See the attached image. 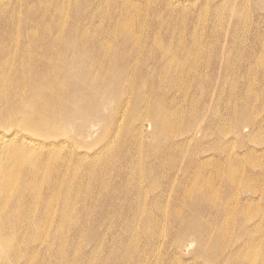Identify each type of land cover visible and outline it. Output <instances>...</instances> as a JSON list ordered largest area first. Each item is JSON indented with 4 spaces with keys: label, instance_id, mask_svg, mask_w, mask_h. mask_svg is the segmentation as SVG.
I'll return each mask as SVG.
<instances>
[{
    "label": "rangeland",
    "instance_id": "1",
    "mask_svg": "<svg viewBox=\"0 0 264 264\" xmlns=\"http://www.w3.org/2000/svg\"><path fill=\"white\" fill-rule=\"evenodd\" d=\"M45 1L74 23L73 0ZM39 3L0 0L14 27L35 31ZM84 14L82 27L116 30L139 46L125 53L121 78L102 90L96 80L103 95L80 94L83 106L100 101L85 122L76 101L60 110L56 99H29L21 87L37 78L26 76L15 125H0V168L8 137L54 140L37 147L38 187L44 197L51 165L61 190L72 181L73 197L61 222L59 200L44 206L29 188L16 191L33 180L23 162L13 191L0 177V264H264V0H90ZM168 38L184 69L158 58ZM22 42L32 45L20 37L14 46ZM21 57L34 58L24 48ZM32 105L45 109L27 115Z\"/></svg>",
    "mask_w": 264,
    "mask_h": 264
},
{
    "label": "bare ground",
    "instance_id": "2",
    "mask_svg": "<svg viewBox=\"0 0 264 264\" xmlns=\"http://www.w3.org/2000/svg\"><path fill=\"white\" fill-rule=\"evenodd\" d=\"M39 1L41 3L33 12V16L38 19L37 21L40 25L38 31L14 27L12 25V8L0 6V125L9 127L15 125V119L12 116L14 108H16L17 96L20 95L18 89H20L22 84L28 82L29 79L26 76L37 78V80L32 79L28 87H21L23 89L25 87L29 99L33 101L45 99L47 104L51 100L56 99L60 110L68 109L76 101L77 107L74 113L85 122L89 113L96 111L100 101L91 100L88 106H83L85 99L80 94L90 92V95H103L99 90L109 86L111 81L121 78L127 66H129V62L126 59L127 55L125 54L130 49L129 46H139L140 41L136 37L131 41L129 37L120 34L121 39L114 34L116 30L106 33L102 27H96L90 31L88 28L82 27L80 23H76L77 19L85 17L84 9L87 8L90 0L72 1V13L77 14L73 24L71 20L66 18V14L62 15L63 11L58 7L57 1ZM103 35L105 37L110 36V45L103 39ZM20 37L23 39L29 38L32 45L27 46L22 42V47H15L14 42L19 41ZM131 42L133 44H130ZM175 45L174 41L168 38L162 46L158 58L161 57V60L165 61L166 57L171 55L176 58L182 69H184L185 63L177 59L182 55V51ZM90 46L94 48L91 49ZM22 48L26 49L30 55H33V60L21 57ZM38 51L40 55L34 56ZM116 64L120 65L113 70V66ZM34 67H39L40 70L35 71L36 73L33 72V75L26 74L27 70ZM97 79L101 81L99 90L96 88ZM189 83L191 86H198V82L195 79H192ZM52 84H56L59 90L51 92ZM45 105L23 107V111L27 115L38 116L45 109ZM81 108H85V110L80 111ZM213 116L216 117L217 113L213 112ZM163 118L162 115L161 119ZM37 119L41 120L38 117ZM33 121H35V118ZM16 138L18 144H11L15 142V135L8 137L4 141L5 163L0 168V177L7 180L4 188L10 192L14 190V182L21 178L18 164L23 162L29 173H31L33 180L23 181L21 179L16 191L29 188L35 197L42 200V205L44 206H50L59 200L61 222H64L65 220L62 217L69 216L72 203V181L65 179L66 186L64 190H61L58 183L61 177L60 174H57L59 171L51 165H49V168L52 169L46 172V174L50 173V177L47 180L49 191L45 190L44 197L37 181L39 177L43 176L41 173L44 169V160L41 157L44 154L37 150V147L40 146L39 142H41V146L47 147L49 144H54V140L43 141L41 138L34 139L24 136H16ZM5 198L7 200L11 199L10 195H6ZM15 212L17 211H13V215H17ZM49 212L50 209H47L46 214ZM194 213L197 215L198 211ZM133 215L136 214L133 213ZM148 215L149 213L145 212L143 217L144 224L147 223ZM140 218L138 224L142 221ZM194 233L198 235V230H195ZM199 245L203 249L207 246V243L199 239Z\"/></svg>",
    "mask_w": 264,
    "mask_h": 264
}]
</instances>
